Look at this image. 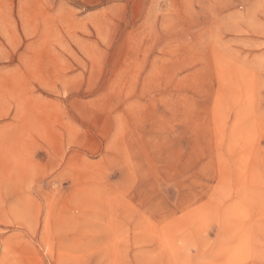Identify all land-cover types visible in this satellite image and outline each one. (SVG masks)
Here are the masks:
<instances>
[{
  "label": "rangeland",
  "instance_id": "rangeland-1",
  "mask_svg": "<svg viewBox=\"0 0 264 264\" xmlns=\"http://www.w3.org/2000/svg\"><path fill=\"white\" fill-rule=\"evenodd\" d=\"M0 264H264V0H0Z\"/></svg>",
  "mask_w": 264,
  "mask_h": 264
}]
</instances>
